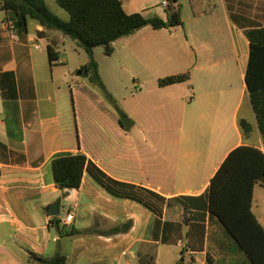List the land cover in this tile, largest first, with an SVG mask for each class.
Segmentation results:
<instances>
[{
  "label": "crops",
  "instance_id": "obj_1",
  "mask_svg": "<svg viewBox=\"0 0 264 264\" xmlns=\"http://www.w3.org/2000/svg\"><path fill=\"white\" fill-rule=\"evenodd\" d=\"M122 1L133 13L148 0ZM175 5L180 9L179 0ZM203 9L193 16L186 39L174 35L182 21L172 30H154L165 35L119 38L110 55L121 43L117 60L93 51L103 87L95 78L84 84L85 62L69 66L58 56V31L49 35L35 23L30 32L27 23L15 30L14 42L0 29V264H39L30 253L51 258L56 252L66 264L207 263L212 177L236 147L264 151L245 84V31L264 27V0H203ZM4 14L15 20L13 13ZM42 38L48 40L45 48ZM187 71L186 82L157 84ZM116 108L130 126L119 123ZM240 120L250 125L246 136ZM65 153H81L111 179L164 198L155 203L160 215L112 196L86 170L78 189H58L50 163ZM258 189L264 185H254L253 199ZM53 204L57 216L49 212ZM68 213L73 221L67 228L96 222L100 233L59 236L49 223L55 218L64 224ZM127 221V232L103 234Z\"/></svg>",
  "mask_w": 264,
  "mask_h": 264
},
{
  "label": "trees",
  "instance_id": "obj_2",
  "mask_svg": "<svg viewBox=\"0 0 264 264\" xmlns=\"http://www.w3.org/2000/svg\"><path fill=\"white\" fill-rule=\"evenodd\" d=\"M175 3L176 0H169ZM68 14L62 20L53 14L44 0H0V10L11 12L16 28L25 29L28 21H34L45 31H58L70 37L89 56L87 71L94 73L96 82L103 87L97 74L93 58L96 47H102L105 55L114 51L113 43L145 26L153 30H172L182 26L181 10L172 5L168 8L167 19L158 16L145 17L140 12L128 13L122 0H56ZM193 16L204 12L203 0H188ZM43 36V32H37ZM245 35L249 41V60L245 73L248 97L254 112L258 129L264 141V27L248 29ZM50 60L55 59L53 45L47 46ZM80 72V71H79ZM189 80V72L158 79L159 87L178 84ZM119 123L123 127L131 125L125 113L116 108ZM244 136L250 130L245 120L239 121ZM52 179L60 190L78 189L83 172L108 193L117 198H126L142 204L160 215L155 203H164V198L133 185L115 181L95 167L81 153L56 155L50 163ZM256 183L264 185V151L253 146L241 145L226 156L212 177L207 193L208 230L206 264H264V226L252 212L253 189ZM91 227L77 230L67 228L53 218L50 225L59 236H88L99 234ZM131 221L110 225L103 231L105 235L127 232ZM30 261L39 264H66V256L56 252L51 258H43L30 253ZM177 264H183L179 260Z\"/></svg>",
  "mask_w": 264,
  "mask_h": 264
},
{
  "label": "rangeland",
  "instance_id": "obj_3",
  "mask_svg": "<svg viewBox=\"0 0 264 264\" xmlns=\"http://www.w3.org/2000/svg\"><path fill=\"white\" fill-rule=\"evenodd\" d=\"M46 3L47 8L56 16H58L62 20L68 19V14L57 4L56 0H44ZM218 2V0H216ZM163 0H148L147 3L142 4L140 7H138L137 12L142 13L145 17H152V16H158L162 19H167L168 16V9L164 8L162 5ZM179 6L181 10V18L184 23L183 28H178L174 35L178 36L180 39H186L188 36V32H190L194 17L191 13V9L188 5L187 0H179ZM5 16L4 11L0 10V20L4 19ZM15 25V23H14ZM35 27L34 21H28V28L30 32H33ZM15 30H17L15 26ZM49 32V31H48ZM165 35L166 33L164 31H154L149 26H145L141 28L140 30L130 34V37L133 38H139L142 35ZM50 35V32H49ZM54 38L58 39L56 45H54L55 49L58 51V56L64 60L69 66H77L78 64L85 62L84 64L88 65L89 62V56L88 54L80 47H78L75 42L68 36L63 35L60 32H56L54 34ZM129 36V35H128ZM125 39V38H124ZM40 45L45 48V45L48 43V40L46 38H42L40 41ZM121 43H117L116 52L112 56H107L103 52L102 47H96L94 49L95 55L97 57H105L109 60H117L119 59V53H121V50L119 49ZM190 49L189 46L186 44V50ZM83 67V74L81 75L82 80L84 81V84H88V86H91V83H94V73L90 69L89 71L86 70V66ZM86 82V83H85ZM96 91H99L103 93V91L98 88V86H95ZM101 94V93H100ZM108 97V96H106ZM108 101V99L106 98ZM260 191L264 190H256L254 194L253 199V212L256 215V217L261 221L264 222V214H262V211H264V194H259Z\"/></svg>",
  "mask_w": 264,
  "mask_h": 264
},
{
  "label": "built area",
  "instance_id": "obj_4",
  "mask_svg": "<svg viewBox=\"0 0 264 264\" xmlns=\"http://www.w3.org/2000/svg\"><path fill=\"white\" fill-rule=\"evenodd\" d=\"M162 5L166 9H168L171 5L176 8L175 3H170L169 0H163ZM14 23H15V20H12V19H6L5 18V19L0 20V29H3V30L10 32V34H9L10 40L15 42L18 40V36H17L16 31H15ZM72 221H73V215H72V213H68L65 216L63 223L65 225H67V224H70Z\"/></svg>",
  "mask_w": 264,
  "mask_h": 264
},
{
  "label": "water",
  "instance_id": "obj_5",
  "mask_svg": "<svg viewBox=\"0 0 264 264\" xmlns=\"http://www.w3.org/2000/svg\"><path fill=\"white\" fill-rule=\"evenodd\" d=\"M49 212H50V214H51L52 216H57V215H58L57 204H53V205L50 207Z\"/></svg>",
  "mask_w": 264,
  "mask_h": 264
}]
</instances>
